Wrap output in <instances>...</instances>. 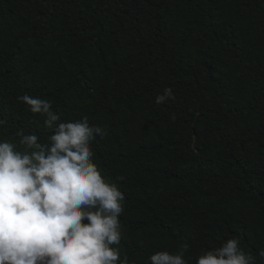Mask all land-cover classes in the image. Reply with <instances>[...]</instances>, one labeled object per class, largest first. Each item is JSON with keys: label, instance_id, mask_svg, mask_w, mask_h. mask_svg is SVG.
I'll use <instances>...</instances> for the list:
<instances>
[{"label": "trees", "instance_id": "trees-1", "mask_svg": "<svg viewBox=\"0 0 264 264\" xmlns=\"http://www.w3.org/2000/svg\"><path fill=\"white\" fill-rule=\"evenodd\" d=\"M25 94L107 132L92 162L129 264L233 238L264 264V0H0V141L21 152L20 129L52 134Z\"/></svg>", "mask_w": 264, "mask_h": 264}, {"label": "clouds", "instance_id": "clouds-1", "mask_svg": "<svg viewBox=\"0 0 264 264\" xmlns=\"http://www.w3.org/2000/svg\"><path fill=\"white\" fill-rule=\"evenodd\" d=\"M172 96L166 88L156 102ZM18 99L45 117L52 134L42 143L20 129L23 152L0 141V264H129L113 247L122 239L123 194L92 162L90 142L107 132L90 126L86 116L59 122L48 99L27 94ZM188 248L183 242L176 253L156 252L150 264H188ZM195 264H256V259L233 238L202 252Z\"/></svg>", "mask_w": 264, "mask_h": 264}]
</instances>
